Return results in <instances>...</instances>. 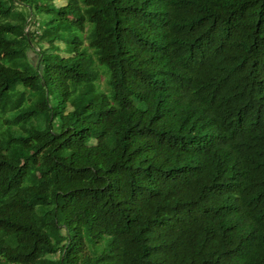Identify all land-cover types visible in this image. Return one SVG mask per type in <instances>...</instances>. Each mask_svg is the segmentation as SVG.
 <instances>
[{
	"label": "trees",
	"instance_id": "obj_1",
	"mask_svg": "<svg viewBox=\"0 0 264 264\" xmlns=\"http://www.w3.org/2000/svg\"><path fill=\"white\" fill-rule=\"evenodd\" d=\"M55 3L0 0V264H264V0Z\"/></svg>",
	"mask_w": 264,
	"mask_h": 264
},
{
	"label": "rangeland",
	"instance_id": "obj_2",
	"mask_svg": "<svg viewBox=\"0 0 264 264\" xmlns=\"http://www.w3.org/2000/svg\"><path fill=\"white\" fill-rule=\"evenodd\" d=\"M63 2V0H56V3L55 4H61ZM45 4H46V2H44ZM15 4H17V3H15ZM40 4V3H39ZM15 8L17 9V10H28V8H23V7H21V6H19L18 4L17 5H15ZM34 13V12H33ZM35 15V14H34ZM39 19H40V21H42V19H43V15H39ZM78 17V15L77 14H71V15H69L68 16V19H69V21H71V22H73L76 18ZM48 18V17H47ZM25 29H27V30H30V31H32V30H35L36 32L38 31L37 29H36V26H34V25H32L31 23H27V25H26V28ZM69 33H71V31L69 32ZM85 32H83V34H82V41H83V46H86V44H87V41L84 39L85 38ZM35 41V42H34ZM33 41V43L28 47V49L26 50V57H27V60L31 63V64H33V65H37L38 64V62H39V53H38V50H39V48H38V46H37V40H34ZM55 43H57V42H55ZM58 44L60 45V46H62V45H64V41L63 42H58ZM46 46V44L45 43H43V47H45ZM89 50V49H88ZM103 84H104V82H103V76H100V78H99V86H100V89H104L105 90V88H104V86H103ZM28 153H29V151H21L20 152V154L19 155H17V156H15V158H14V160L17 162V163H20L21 162V160L25 157V156H27L28 155ZM31 180H35V174L34 175H32V178H31Z\"/></svg>",
	"mask_w": 264,
	"mask_h": 264
}]
</instances>
